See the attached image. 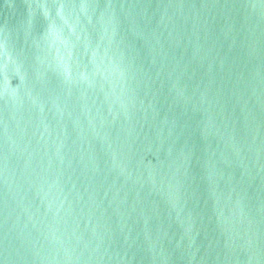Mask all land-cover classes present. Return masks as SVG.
Segmentation results:
<instances>
[{
  "label": "water",
  "instance_id": "obj_1",
  "mask_svg": "<svg viewBox=\"0 0 264 264\" xmlns=\"http://www.w3.org/2000/svg\"><path fill=\"white\" fill-rule=\"evenodd\" d=\"M170 264H264V0H235Z\"/></svg>",
  "mask_w": 264,
  "mask_h": 264
}]
</instances>
